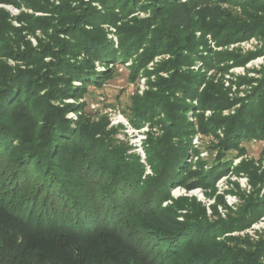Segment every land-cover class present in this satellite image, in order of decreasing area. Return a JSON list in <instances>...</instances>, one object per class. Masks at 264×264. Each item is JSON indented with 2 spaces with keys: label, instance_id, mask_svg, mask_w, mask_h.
Listing matches in <instances>:
<instances>
[{
  "label": "trees",
  "instance_id": "16d2710c",
  "mask_svg": "<svg viewBox=\"0 0 264 264\" xmlns=\"http://www.w3.org/2000/svg\"><path fill=\"white\" fill-rule=\"evenodd\" d=\"M0 1L48 13L0 8V264H264V234H229L264 216V171L253 160L234 165L243 142L264 139V67L257 78L237 79L250 85L244 97H231L222 78L264 53V45L248 53L227 47L252 36L264 41V0ZM137 10L150 14L131 16ZM105 24L116 28L118 46ZM163 53L170 57L149 70ZM130 59L132 81L156 75L124 110L135 128L161 126L143 142L145 162L119 137L124 124L110 125L108 114H91L81 101L115 75L110 64ZM197 133L213 135L208 150L217 154L195 167L187 159L200 154ZM229 172L248 174L254 189L234 183L237 209L218 195L208 214L195 195L171 193L182 185L212 196Z\"/></svg>",
  "mask_w": 264,
  "mask_h": 264
},
{
  "label": "rangeland",
  "instance_id": "374dc122",
  "mask_svg": "<svg viewBox=\"0 0 264 264\" xmlns=\"http://www.w3.org/2000/svg\"><path fill=\"white\" fill-rule=\"evenodd\" d=\"M54 3H60L61 0H50ZM88 1V0H86ZM94 5H97L99 9L102 8L99 2L93 1ZM4 7L7 8L11 12V16H17L22 11L35 13L37 15L41 14H48L45 12H36L33 9L29 8L25 4H22V6L19 8L16 5L8 2H1L0 1V8ZM239 9V8H238ZM150 13L137 10L136 12L132 13L131 16H139V17H146ZM13 23L16 25H20L15 18H13ZM105 26L109 29V37L114 40L115 45L118 46L119 38L116 32V28L112 25L105 24ZM24 33L27 35L29 39L32 40L34 45L38 44L37 38L35 35L30 34L28 31H24ZM37 34H41L40 30L37 31ZM214 45V43H213ZM264 41L261 37L258 36H252L247 39H243L241 41L235 42L230 44L229 49H235L240 48L242 52L248 53L251 51H257L261 47H263ZM221 48V47H220ZM169 53H163L157 55L153 61L149 62L147 68L149 70H153L156 67V64L160 62L162 59L169 58ZM5 60L9 64L17 65V61L13 58H6ZM49 60V58H47ZM21 63V62H20ZM133 61L130 59L126 63L117 62L114 65L110 64V67H113L115 71V75L107 80L104 84V86L101 89H95L93 85H91L89 88L92 91L91 94L87 95L85 98H82L81 101L86 102V110L91 113L97 115L98 113L108 114L109 118L111 120L110 125H118L120 123L125 125V128L122 132H120L119 137L122 139H127L131 144L135 146V150L137 151L141 157L142 161H146V153L143 146V142L148 137V133L152 132L156 135H159L162 133L161 126L158 124H151V122H147L143 127L141 128H135L130 123L128 117L125 114V109L132 104V96L134 93L144 94L146 90L150 88L149 86V80H155L156 75H150L142 73V75L135 81H132L130 78V68L129 65L132 64ZM201 65L199 62L195 68H198ZM96 67L98 70H104L106 66L104 64H101L100 61L96 62ZM264 67V53L259 54L255 56L254 58L250 59L246 64H239V65H233L229 68L227 72H225L224 76H222L223 81L225 83V86L231 87L230 90V96H241L244 97L247 95V90L250 88V85L247 83H241L239 84L237 79L239 77H259L260 71ZM213 71H210L209 74H211ZM161 75L167 76V72L162 71L160 73ZM220 76V74H218ZM217 76V77H218ZM74 84L81 85L80 81H75ZM66 102L75 103L80 102L76 100L73 97H67L65 99ZM190 101V99H189ZM195 104H197V100L193 101ZM237 106L224 109L222 113L224 115H229L230 113H234ZM196 113L195 110H190L188 112V119L189 120H196ZM214 114L213 110L208 109L205 112L206 117H210ZM68 117L70 118H77L78 113L75 111H71L68 114ZM127 136H126V134ZM213 137V135H203L201 133H197L194 138V146L197 148H200V154L196 155L194 152L191 151L188 161H192L194 163V166L196 165L195 162L199 160L200 158L204 159H212L217 154L216 151L211 153L208 150V142ZM243 145L246 147V153L243 156H238L234 158V165L240 163L241 160H253L255 162L254 166L257 168L259 173H262L264 171V139L259 140H252V141H245L243 142ZM196 167V166H195ZM147 172L151 173L152 170L149 165H147ZM235 182H239L241 190L245 191L246 193L253 192V186L250 181V177L245 172L241 173V175H237L236 173L229 172L226 175H222L219 179H217L216 185H217V191L212 196H208L205 194V191L202 187H195L193 189H186V187L182 185H177L172 188V195L175 198H178L182 195L187 196H193L195 195L199 201H203L208 214H212L213 210L211 208V204L215 203L217 201L218 195H224L226 203L233 207V209H237L238 205L241 203V196L238 192L239 188L235 186ZM260 195L264 194V181L263 183H259ZM164 204H167L165 202ZM218 209L220 213L226 217L228 209L224 208L222 204L218 206ZM229 234L232 235H246L249 234L253 239H258L261 234H264V216L258 221L252 224L250 227H247L242 230H235Z\"/></svg>",
  "mask_w": 264,
  "mask_h": 264
}]
</instances>
